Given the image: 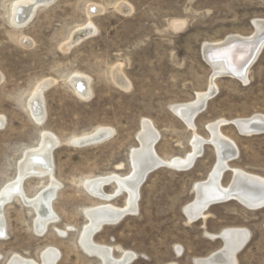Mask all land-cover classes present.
Listing matches in <instances>:
<instances>
[{
    "label": "rangeland",
    "instance_id": "374dc122",
    "mask_svg": "<svg viewBox=\"0 0 264 264\" xmlns=\"http://www.w3.org/2000/svg\"><path fill=\"white\" fill-rule=\"evenodd\" d=\"M16 1L23 0H0V190L16 178L24 153L39 145L44 131L60 139L53 160L54 178L62 186L53 201L58 223L42 236L33 228L31 207L16 199L4 207L0 264L17 254L40 262L48 247L60 250L57 264H101L78 244L88 224L84 209L103 203L82 183L132 172L131 154L141 147L144 120L159 132L154 148L166 162L188 156L194 135L209 139L207 126L225 119L231 124L220 131L234 140L239 154L230 167L264 178V133L245 136L232 124L264 116V48L249 70L248 83L215 79L217 92L195 118L194 129L172 111L210 89L213 70L204 46L254 35V22L264 20V0H53L23 28L11 22ZM124 3L131 8L128 13L119 9ZM90 23L95 32L67 49L72 35ZM116 69L129 82L127 89L115 82ZM74 74L89 80L88 99L73 93L69 80ZM46 81L51 83L43 90L45 119L38 124L27 103ZM99 127L113 130L112 137L97 145H71L73 137ZM203 147L190 169L162 167L151 173L141 187L138 213L103 227L96 243L113 247L116 257L122 251L135 253L129 264H196L197 258L223 247L207 232L244 228L251 238L237 254L238 264H264V208L249 210L230 201L212 206L206 219L189 223L185 216L184 207L196 196L195 184L206 180L217 162L213 144ZM232 177L231 169L222 184L229 185ZM48 184L47 177H31L23 187L34 197ZM114 188L108 184L104 189L111 194ZM125 202L123 192L109 203L122 208Z\"/></svg>",
    "mask_w": 264,
    "mask_h": 264
},
{
    "label": "bare ground",
    "instance_id": "6f19581e",
    "mask_svg": "<svg viewBox=\"0 0 264 264\" xmlns=\"http://www.w3.org/2000/svg\"><path fill=\"white\" fill-rule=\"evenodd\" d=\"M52 1L53 0L16 1L12 5V24L18 28L25 27L34 17L38 9L47 6ZM119 9L123 13H128L131 8L124 3L119 6ZM257 31L264 34V27L257 26L256 32H254L255 34L250 37L237 36V38H234L233 40L227 39L225 42L212 44L210 48H219L223 45H229L234 42L252 44L258 37ZM94 32L95 28L91 23L78 30L72 35L71 41L67 45V49L77 42H80L81 37L85 39ZM251 48H253L252 45L249 49L251 50ZM253 49V51H256V48ZM246 55L247 54H244V56L238 57L236 61L231 62H229L230 60H227L226 58V62H216L213 67L217 72L228 73L227 70H229L233 71L232 73H235V75H242L239 78L237 76L227 77L240 80L243 83H248V74L251 67H249L246 71L241 70L242 61H245L249 57V55ZM120 72L121 71L118 70L114 71V80L119 86L127 89L129 82L125 80V77H123V74L121 73V75ZM74 75L75 76L69 80V84H71L74 91L73 93L81 99H88L91 94L88 87V85H90L89 80L84 76L78 74ZM215 79L216 78L211 79L209 91L204 94H199L195 101L182 105L178 104L172 107L173 111H175L174 113H176L189 128H195L194 126L196 125H194V122L197 117V111L203 107V105L205 107L207 102L213 98L212 97L208 100V96L212 93H214V95L216 94L217 85L214 83ZM49 82L46 81L41 85H38L39 88L33 92L34 94L27 103V108L31 116L36 122H38V124L42 123L45 119L43 90L48 86ZM144 121L143 131H141L142 133L139 135L141 147L134 150L131 154L132 172L127 176L112 173L107 176L92 177L86 179L82 183V186L87 193L97 200L103 201V203L84 209V214L88 220V224L83 227V230L79 235L78 244L87 255L99 258L101 264H129L136 257L135 253L128 251H122L120 256L116 257L114 256L113 247L96 243L94 237L103 229V227L116 225L125 216L135 215L138 213L141 187L143 186V180L149 173V168L154 164L165 160H163V158L161 160V157L159 158L157 156L158 153L156 154L154 148L156 140L160 137L158 135L159 132L155 130V127L148 120ZM229 123L230 122L223 119V121H215V123L208 125L207 129L211 134L209 139L205 140L200 136L194 135V139L192 138L193 141L191 143L193 147L192 153L186 157L184 156V158L175 157L171 160H166V163L176 167V170H188L192 167L195 160L199 156L201 157L204 152L203 146L205 142L213 144L214 146L217 162L207 179L196 183L194 186V191H198L197 189L199 186H202L201 188H203V192L201 191L200 193L202 198L199 200L197 192H195V199L183 209V212L187 214L189 223L194 221L196 222V220L199 221L201 219H206L207 215L205 212L212 207L211 206L209 209L205 210L208 206L206 201H217L222 196L227 199H234V201H237L249 210L255 211L264 208V189H262V186H264V178L255 174H249L248 172L238 168H231L229 165L228 159L230 157H236L237 159V156L239 155L238 147L234 140L232 141V139L224 136L220 131V127L223 124L228 125ZM233 123L234 125H237L238 131L248 133L245 136H251V132L255 131L254 129L264 130V116L259 114L247 119L239 118L238 120L233 121L232 124ZM3 125L4 118H0V127H3ZM112 135L113 130L105 127H99L92 132L73 137L71 145L75 147L97 145L107 141L112 137ZM59 141L60 139L57 138L56 135L44 131L39 145L34 148H29L24 153L22 161L18 164L19 167L16 178L0 190V239H3L6 236V223L4 220L5 217L3 215V209L14 199L33 209L35 212V223L33 224V228L39 236L44 235L52 224L58 223V217L53 209V201L57 195V191L62 185L59 184L60 182L55 180L56 178H54V160L52 152L54 148L60 144ZM226 168H229L230 171L232 169L233 177L240 175L246 178L249 184L239 183L236 187L231 189V182L229 185L225 186L222 182L215 183L212 181L215 176H219L220 178ZM31 177H37L40 179L47 177L49 180V184L45 186L42 191H39V193H37L34 197L28 196L23 187L24 181ZM106 184L115 185L113 193H106L104 189ZM123 192L126 195V202L122 208L109 203ZM242 198L247 199L246 202H244ZM219 204L222 203L215 205ZM56 231L60 236L64 237L66 235V232H63L62 230L60 231V229H56ZM206 234V236L213 240L221 236L225 242L219 251L211 254L209 257L197 258L195 260L196 264H200L201 260H206L208 258H215L214 261L209 264H238L237 254L245 248L251 238L250 231L244 228H228L221 231L219 234H209L208 232ZM176 252L178 255L182 254L179 247L176 248ZM40 258V262L37 261V263L36 260L27 259L17 254L11 257L7 264H57L61 258V252L54 247H48L41 253Z\"/></svg>",
    "mask_w": 264,
    "mask_h": 264
},
{
    "label": "water",
    "instance_id": "95a60500",
    "mask_svg": "<svg viewBox=\"0 0 264 264\" xmlns=\"http://www.w3.org/2000/svg\"><path fill=\"white\" fill-rule=\"evenodd\" d=\"M254 26H255V28L257 26H263L264 27V20L256 21L254 23ZM257 34H258V37L256 38L255 42H253L252 44H250V43H242V42H234L232 44L223 45L222 47L214 48V49H211L210 48L212 46V44H206L204 46V48H203V55H204V58H205L206 62L210 65V67L213 70V76H212V78H220V77H227V76H237L239 78L240 76H242V75H238V74L235 75V73H232L233 71H229V70H227L228 73L217 72V71H215L213 65L216 62L222 63V61H225L226 58H227V60H230L229 62L236 61V59L238 57L244 56V54H247L246 56L249 55V57L245 61L243 60L242 61V65H241V70H245L246 71L249 67H251L254 64V62L257 60L258 56L260 55V53L262 52V50L264 48V34H261L258 31H257ZM82 38L83 37H81V39ZM234 38H237V36L236 37H233V38L230 37L228 39H232L233 40ZM251 45L253 46V48H256V51H253L254 50L253 48H251V50L249 49V47ZM213 96H214V93H212L211 95H209L208 96V100L211 99ZM205 108H206V106L204 107V105H203V107H201L197 111V116L200 113H202L205 110ZM172 111H173V109H172ZM173 112H175V111H173ZM235 126L238 129V127H237L236 124H235ZM254 130L255 131L251 132V135H257V134H263L264 133V130H261V129L260 130L259 129H254ZM239 132L241 134H243V135L248 134V133L241 132V131H239ZM157 141L158 140H156L155 144L157 143ZM55 148H54V150H55ZM52 156H53V152H52ZM235 159H236V157L235 158L234 157L233 158L230 157L228 159V162H231V161H233ZM162 167H168V168H172V169H175L176 168V167L171 166V164H169V163L160 161V162L154 164L152 167L149 168V171H148L149 173L147 174L146 178L143 180V184L145 183L147 177L151 173L155 172L156 170H158L159 168H162ZM228 171H230L229 168L224 169V173L221 175V177L219 178V176H217V177L215 176V178L212 181H214L215 183L222 182L224 174L226 172H228ZM239 183H241V184H249L248 183V180L246 178H244V177H242L240 175H237V176H234L233 177V180L231 181V184H230L231 189H233L234 187H236ZM256 185H259V184H256ZM201 187L202 186H199V188L197 189L198 191L195 190V192H197V195L199 197V200L202 198L201 195H200V193H201V191L203 192V190H202L203 188H201ZM262 189H264V186H262ZM233 194H236V193H233ZM243 200H244V202H246L247 199L244 198ZM230 201H234V199H227L226 197H223V196L220 199H218L217 201H215V200L209 201L208 200V201H206L207 202L206 204L208 206H207V208L205 210L209 209L211 206H213L215 204H218V203L224 204V203H227V202H230ZM184 214L187 217V214L185 212H184ZM217 239L221 240L223 243L225 242L224 239L221 236L218 237ZM214 259L215 258H208L206 260H201V263L200 264H209L210 262L214 261Z\"/></svg>",
    "mask_w": 264,
    "mask_h": 264
}]
</instances>
